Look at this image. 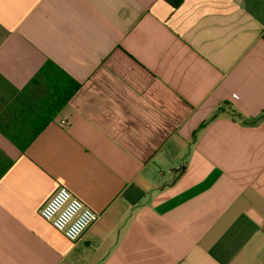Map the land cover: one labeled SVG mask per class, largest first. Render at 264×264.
<instances>
[{
    "label": "crops",
    "instance_id": "0c3cea01",
    "mask_svg": "<svg viewBox=\"0 0 264 264\" xmlns=\"http://www.w3.org/2000/svg\"><path fill=\"white\" fill-rule=\"evenodd\" d=\"M224 104L264 112V0H0V264H264V118L199 130Z\"/></svg>",
    "mask_w": 264,
    "mask_h": 264
},
{
    "label": "built area",
    "instance_id": "2783aa9c",
    "mask_svg": "<svg viewBox=\"0 0 264 264\" xmlns=\"http://www.w3.org/2000/svg\"><path fill=\"white\" fill-rule=\"evenodd\" d=\"M40 216L69 241H77L100 215L61 186L41 208Z\"/></svg>",
    "mask_w": 264,
    "mask_h": 264
},
{
    "label": "trees",
    "instance_id": "16d2710c",
    "mask_svg": "<svg viewBox=\"0 0 264 264\" xmlns=\"http://www.w3.org/2000/svg\"><path fill=\"white\" fill-rule=\"evenodd\" d=\"M176 6L179 5V2H176L175 4ZM227 114L230 115L233 119H239L242 120L244 123H255L261 119L264 118V112L257 118L254 120H247L245 119L239 112H237L235 109H232L228 104H224L222 106H220L213 114L212 116L208 119V121H206L199 130H201L202 128H204L208 123H210L211 121L215 120L216 118H218L221 114Z\"/></svg>",
    "mask_w": 264,
    "mask_h": 264
}]
</instances>
